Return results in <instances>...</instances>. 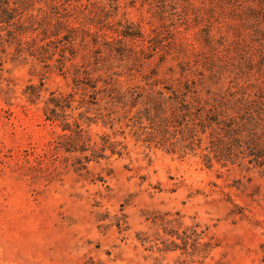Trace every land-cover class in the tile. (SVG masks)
<instances>
[{
	"label": "trees",
	"instance_id": "1",
	"mask_svg": "<svg viewBox=\"0 0 264 264\" xmlns=\"http://www.w3.org/2000/svg\"><path fill=\"white\" fill-rule=\"evenodd\" d=\"M8 62L40 79L24 90L53 136L37 168L88 174L133 142L209 170H264V0H0ZM53 75L67 90L46 88ZM152 224L139 238L152 252L204 260L216 248L199 224Z\"/></svg>",
	"mask_w": 264,
	"mask_h": 264
},
{
	"label": "rangeland",
	"instance_id": "2",
	"mask_svg": "<svg viewBox=\"0 0 264 264\" xmlns=\"http://www.w3.org/2000/svg\"><path fill=\"white\" fill-rule=\"evenodd\" d=\"M139 17L129 10L128 20ZM32 73L24 62L0 67V264H264V170H209L133 142L129 157L88 174L37 168L53 136L42 105L24 96L40 83ZM46 88L67 84L53 75ZM157 216L208 228L215 250L204 260L150 251L139 238L159 230Z\"/></svg>",
	"mask_w": 264,
	"mask_h": 264
}]
</instances>
